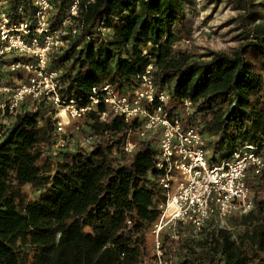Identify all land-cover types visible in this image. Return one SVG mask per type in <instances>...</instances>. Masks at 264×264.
Instances as JSON below:
<instances>
[{"label":"trees","instance_id":"1","mask_svg":"<svg viewBox=\"0 0 264 264\" xmlns=\"http://www.w3.org/2000/svg\"><path fill=\"white\" fill-rule=\"evenodd\" d=\"M74 1L48 0L50 31H67L64 45L47 55V69L58 71L63 99H84L103 83L120 92L151 65L157 91L167 92L170 103L191 102L183 127L199 126L212 151L229 154L263 139L264 26L256 23L253 0H235L243 12L245 44L231 53L201 56L177 47L186 38L189 0H77V15L63 27ZM0 12L11 23L26 21L35 29L34 0H0ZM37 38L43 43L44 35ZM11 62L0 59V85L12 87L30 76L21 68L11 70ZM0 117V264L152 259L150 231L165 201L155 165L156 137L132 135L136 149L126 154V135L137 123L102 122L91 113L80 131L92 138L90 147L71 145V139L55 148L52 108L42 100L28 97ZM247 183L254 206L244 214L247 229L238 234L240 242L230 231L206 230L212 221L202 228L201 240L190 234L174 247L163 235L174 264H264V173L250 169Z\"/></svg>","mask_w":264,"mask_h":264},{"label":"built area","instance_id":"2","mask_svg":"<svg viewBox=\"0 0 264 264\" xmlns=\"http://www.w3.org/2000/svg\"><path fill=\"white\" fill-rule=\"evenodd\" d=\"M77 3L75 0L70 6L63 27L77 15ZM34 5L35 29L26 21L11 23L7 15L0 12V59H10L11 70L21 68L30 74L27 81L18 79L12 87L0 85V114L6 110L15 112L28 97L49 104L57 135L55 148L67 144L70 127L79 138V145L90 147L92 138L80 131L91 113H96L102 122L119 118L126 123H137L135 132L130 129L126 135V154L136 149L132 135L139 140L156 137L155 165L162 173L158 183L165 201L158 206L160 217L150 231L153 264H174L163 243V235L178 244L187 235L201 231L213 218L223 221L232 215L247 214L253 208L247 177L250 169L264 173V137L257 144L246 143L218 163L211 162L200 127H183L184 116L192 112L191 102L183 100L171 107L168 93L157 91L152 81L151 65L137 76L135 84L120 92L109 83H103L92 87L84 99H63L58 71L47 69V55L51 48L64 45L62 37L67 31L65 28L50 31L48 0H34ZM37 35H44L43 43ZM20 57H33L36 62H13ZM187 227L189 232L184 230Z\"/></svg>","mask_w":264,"mask_h":264},{"label":"rangeland","instance_id":"3","mask_svg":"<svg viewBox=\"0 0 264 264\" xmlns=\"http://www.w3.org/2000/svg\"><path fill=\"white\" fill-rule=\"evenodd\" d=\"M256 5L255 20L256 23H260L264 26V0H253ZM185 13V26L184 34L185 39H182L177 43V47L187 50L189 53L201 56L209 53H231L241 48L248 37L245 27L242 24V10L235 0H189V3L184 5ZM249 58L258 65L256 55H250ZM176 103H170V106H176ZM4 121L0 117V122ZM70 134L69 130L67 131ZM66 135V136H68ZM72 139V140H71ZM68 140L73 144H80L79 138L73 132ZM210 138H206L205 149L207 150V156L213 163H218L221 158L229 156L232 152L223 154L221 151H212V147L209 145ZM175 176L180 179L178 173ZM178 181L175 182L173 190L176 188ZM26 190L30 193V189L26 187ZM245 215H236L230 221L225 219L223 221H217L213 218L207 229H223L232 233L231 238L239 243L240 239L238 234H242V231H246ZM201 230L193 232L194 240H201L204 237L205 231ZM191 232V231H190ZM179 244V243H178ZM177 244L173 243L175 247ZM153 249V243H152ZM154 249L152 251V259L146 262V264H153Z\"/></svg>","mask_w":264,"mask_h":264}]
</instances>
